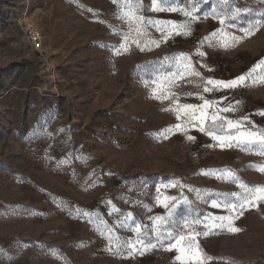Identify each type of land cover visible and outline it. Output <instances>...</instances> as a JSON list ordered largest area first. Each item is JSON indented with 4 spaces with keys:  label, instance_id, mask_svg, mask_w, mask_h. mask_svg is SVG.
<instances>
[{
    "label": "rangeland",
    "instance_id": "rangeland-1",
    "mask_svg": "<svg viewBox=\"0 0 264 264\" xmlns=\"http://www.w3.org/2000/svg\"><path fill=\"white\" fill-rule=\"evenodd\" d=\"M132 3L142 5L136 15L147 19L191 22L179 12L151 11V0ZM168 6L197 15L190 36L144 51L130 41L115 55L113 46L128 31L127 0H0V264H179L167 241L130 259L109 247V236L136 240L116 226L122 213L149 228L150 217L166 214L155 204L156 189L165 184L176 186L161 188V196L190 202L176 209L177 234L191 231L183 221L194 218L192 209L201 219L227 215L239 229L197 237L194 252L208 258L205 264H264V201L242 214L211 208L217 194L238 202L231 194L242 189L202 174L228 169L241 183L264 187V172L258 171L264 155L255 148L209 147L214 142L191 127L187 134L195 141L183 132L157 135L183 123L170 109L201 104L199 95L218 100L220 108L233 105L235 111L221 113L227 119L247 116L264 129V117L255 114L264 110L259 70L240 88L203 91L207 79H233L264 59V0H173ZM257 20L253 32L242 31ZM25 21L41 32L39 51L28 44ZM214 30L213 41H204ZM148 39L160 41V33L149 27L141 45ZM197 48L206 55H196ZM180 54L190 57L199 76L164 59ZM161 92L169 98L156 99ZM244 127L257 130L248 121ZM133 221L128 223L134 227ZM195 231L206 229L201 224Z\"/></svg>",
    "mask_w": 264,
    "mask_h": 264
},
{
    "label": "snow or ice",
    "instance_id": "snow-or-ice-1",
    "mask_svg": "<svg viewBox=\"0 0 264 264\" xmlns=\"http://www.w3.org/2000/svg\"><path fill=\"white\" fill-rule=\"evenodd\" d=\"M173 0H151L150 10L153 12H168V13H182L185 17H190L191 22H198L197 15L194 14L193 10L185 11L184 9H179L176 7L168 6L172 3ZM113 3H116V0H113ZM142 5L139 3L133 4L132 0H127V11L123 14V19L126 20L128 31L123 33V41L120 43L119 47L113 46L112 51L115 55H119L122 51H126L128 48L129 42L136 43V46L140 48L141 51H144L146 48H151L152 46H159L161 42L167 43L169 39H172L174 36H184L188 37L191 35L192 24L184 23L177 24L171 20H152L147 19L142 15H136V12L140 10ZM198 11V10H196ZM240 10H237L239 12ZM214 12V10H213ZM235 13L232 18H235ZM213 19H216L215 14ZM220 25L225 24V19L221 18L218 20ZM261 24L260 20L255 21V23H250L248 28L243 29L246 34L253 32ZM155 28V30L160 33L161 40H151L148 39L143 45L140 41L142 38L148 36V28ZM219 30H214L213 33L204 38V41L212 42L213 39L217 36ZM232 40H237L235 36L231 38ZM204 41H201L203 43ZM221 47H228V44L221 41ZM196 55L204 57L206 54L200 51L199 48L196 50ZM167 61H175L178 67H182L184 72L191 73L195 76H199L200 73L192 67L190 57L184 54L178 56L165 57ZM152 63V62H148ZM137 67H140L137 65ZM207 70L212 71L208 66H204ZM261 81H264V59L258 61L253 67H251L246 73H243L230 80H221L209 78L205 82L203 91L205 93L210 92H226L228 90H234L244 86L245 82L252 79L255 80L256 77L254 73H258ZM176 73H173L172 76H175ZM172 77H169L171 79ZM210 86V87H209ZM155 94V92H154ZM155 98L158 100L168 99V95L161 92L159 95H155ZM197 99L201 100V104H191L184 103L178 105L174 110L177 113V120H181L183 117V123H177L174 126L162 129L158 136L162 138H168L171 134L183 132L187 139L190 141H195L196 137L188 135L187 129L191 127L193 130H198L200 133L205 134L213 144L208 145L209 147H219L220 149L238 147L241 149L252 150L256 149L257 153L264 155V129H259L255 122L249 120L246 116L243 120H232L227 119L221 113H228L230 111H235L233 105L229 104L227 107L220 108L218 106V100H209L206 99L203 95L197 96ZM226 99V97L221 98ZM211 110V111H210ZM256 115L264 117V110H261ZM210 121L206 125V122ZM221 122V123H218ZM244 121H248L252 125V128L257 130H250L244 127ZM234 129L237 130L235 134L228 132L227 130ZM60 130L58 129L57 132ZM223 133V134H221ZM55 135V133H53ZM66 161L61 160L60 163H65ZM258 171L264 172V166H260ZM206 176H216L218 179L232 180L236 183L237 187L242 189V192L232 193L231 196L237 197L238 202H229L228 196L217 194V198L211 199L210 207L214 209H226L229 212L235 213L239 211L240 214L246 208L254 207L258 202L264 201V187H256L255 189L241 183L236 179L234 174L231 173V170H205L203 171ZM175 184H165L161 187H157L156 192L157 196L155 197L156 206L162 207L165 209V215H155L150 217L151 227L147 225H142L139 222L133 221L132 213L121 214L120 218L116 221V226L121 229H126L135 234L136 240H123L119 238H113L109 236V247L115 246L119 251L126 252V255L123 256L125 259L133 258L136 255H142L145 250L154 249L158 245L164 246V243L167 241L166 250L175 251L177 255L175 260L179 264H205L206 257H202L198 252H194V249H198V244L196 243L198 236H207L215 229H227L231 232L239 231V229L232 227V220L227 215H214L208 213L200 218L198 211L192 209L191 211L195 214L194 218L189 221L187 218L183 221V226L185 228H190L191 231L188 234L179 233L177 234L174 229L179 226V221L174 219L176 209L181 205H189L187 197L183 199L163 195L161 196V188L175 187ZM181 188H184V185H180ZM192 191V189H189ZM204 199V197H200ZM170 203L169 202H173ZM112 215L110 211L108 213ZM83 216L88 217L89 213H83ZM133 221L134 227L131 226L128 222ZM219 222V223H217ZM203 225V233L196 232V225ZM112 230L108 229L110 233ZM151 233V236H150ZM154 238V239H153Z\"/></svg>",
    "mask_w": 264,
    "mask_h": 264
},
{
    "label": "built area",
    "instance_id": "built-area-1",
    "mask_svg": "<svg viewBox=\"0 0 264 264\" xmlns=\"http://www.w3.org/2000/svg\"><path fill=\"white\" fill-rule=\"evenodd\" d=\"M22 30L27 38L30 48L39 51L41 49L42 36L36 24L31 21H25Z\"/></svg>",
    "mask_w": 264,
    "mask_h": 264
}]
</instances>
